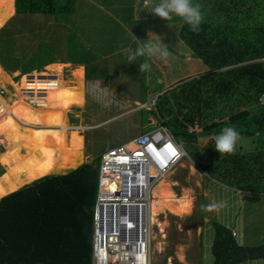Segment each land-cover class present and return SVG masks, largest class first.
I'll list each match as a JSON object with an SVG mask.
<instances>
[{
    "label": "trees",
    "instance_id": "obj_1",
    "mask_svg": "<svg viewBox=\"0 0 264 264\" xmlns=\"http://www.w3.org/2000/svg\"><path fill=\"white\" fill-rule=\"evenodd\" d=\"M252 1L194 2L202 5L200 30L192 31L184 23L179 36L193 55L208 66V71L169 88L157 97L156 108L163 120L161 124L171 130L178 142H186L185 147L190 149V143L199 137H213L210 155L214 160L205 165L194 160L208 179L242 194L245 201L259 202L264 197V0H256L255 7L251 6ZM0 3L3 14L9 12L3 17L6 23L15 12L70 14L75 6L74 0ZM4 20L0 17V27ZM49 64L35 72L32 71L37 69L6 75L0 83L5 91L4 96L0 95V146L5 144L0 163L8 166L0 173V264H93L92 211L96 208L100 168L85 162L84 147L85 131L97 127L75 124L71 119L60 121L53 114L59 102H74L83 93L84 67ZM152 104L153 100L144 107L151 108ZM26 106L46 107L51 115L43 122L27 120ZM143 112L147 116L148 111ZM217 116L219 121L204 123V117ZM196 124L201 127L199 132L191 130ZM20 127L46 129L62 137L55 138L58 152L54 155L58 161H71L68 157L73 147L72 168L50 175L53 140L47 137L48 132H31L30 143L32 137L37 138L31 143L35 150L27 151L25 139L20 154L13 147L9 130ZM225 127H235L240 137L257 138L254 150L247 154L219 153L215 137ZM15 141L20 142L19 135ZM213 225V264L264 259V244H240L230 227L218 220Z\"/></svg>",
    "mask_w": 264,
    "mask_h": 264
},
{
    "label": "rangeland",
    "instance_id": "obj_2",
    "mask_svg": "<svg viewBox=\"0 0 264 264\" xmlns=\"http://www.w3.org/2000/svg\"><path fill=\"white\" fill-rule=\"evenodd\" d=\"M74 1V13L15 12L7 23L3 17L9 12L3 14L0 10V17L4 20L0 27V83L6 75L23 74L37 69L32 71L35 72L50 65L49 63L60 62L77 67L84 64L83 93L79 98L74 96V102H59L53 114L56 113L60 121L70 122L71 119L75 124L84 123L86 126L97 127L85 131L84 147L85 162L97 165L101 155L112 146L129 144L146 132L160 129L163 120L157 112V97L184 79L198 78L200 74L208 71V66L189 53L186 45L182 43L179 35L183 25L180 22L184 21L180 17L173 16L170 22L161 17L136 20V12L144 7V0ZM251 6H256V0L251 2ZM251 16L256 18V11ZM150 32L162 39L171 51V56L166 60L152 58L149 61L151 70L141 73L138 66L148 58L138 57L133 63H129V53L125 50L135 51L138 45L150 39ZM153 39L158 37L153 35ZM4 94L5 91L0 87V95ZM151 100L152 107H144ZM145 109L148 111L147 116L143 112ZM25 110V119L34 122H43L51 115L46 112V107L26 106ZM70 112L75 114L70 115ZM229 113L228 111L224 117L226 120H229ZM203 120L210 124L219 121L220 117H204ZM200 128L196 124L191 130L199 132ZM9 130L13 147L20 154L23 152L22 144L25 139L27 151L35 150L31 148V143H35L37 138L32 137L34 140L30 143L31 132L49 133L50 136L47 137L53 140L52 154H49L50 175L60 174L74 165L73 147L72 155L68 157L71 161H58V156L54 155L58 152L55 138L62 137L53 132L32 128L24 130L22 127ZM18 135L20 142L15 141ZM44 139L45 137L42 140ZM212 139L210 136L199 137L196 142L190 143V149L185 147L186 142L179 141L187 154L184 152L182 161L176 163L170 172V182L178 195H182L183 189H188L193 197L194 208L183 219L168 217L170 226L165 231L164 249H156L155 241L153 264L212 263V246L216 237V227L213 225L215 220L223 224L229 223L228 227L241 243L244 242L243 235L240 234L242 231L246 245L264 244V197L259 203L245 201L242 194L208 179L206 173L194 162L196 160L205 165L214 160L210 155ZM256 145L257 138L240 137L235 151L230 154L250 153ZM131 147L135 148L136 145L132 144ZM3 150L5 144L0 146V152ZM45 151L49 153L46 149ZM7 168V165L0 163V173ZM221 201L226 203V207L219 211L202 210V205ZM181 246L186 248L184 261L180 260L177 252ZM242 264H264V259L249 260Z\"/></svg>",
    "mask_w": 264,
    "mask_h": 264
},
{
    "label": "built area",
    "instance_id": "obj_3",
    "mask_svg": "<svg viewBox=\"0 0 264 264\" xmlns=\"http://www.w3.org/2000/svg\"><path fill=\"white\" fill-rule=\"evenodd\" d=\"M131 142L101 155L93 264H153L154 188L185 151L165 125Z\"/></svg>",
    "mask_w": 264,
    "mask_h": 264
},
{
    "label": "clouds",
    "instance_id": "obj_4",
    "mask_svg": "<svg viewBox=\"0 0 264 264\" xmlns=\"http://www.w3.org/2000/svg\"><path fill=\"white\" fill-rule=\"evenodd\" d=\"M202 5L199 3L194 4L193 0H159L154 6L152 12L161 18L172 20L173 16L180 17L186 24L191 27L192 31H199L200 25L203 22ZM153 35L158 37L154 40ZM150 39L144 41L142 45H138L135 51L126 49L128 54V62L133 63L138 57H147L139 64V71L141 73H147L151 70V63L149 62L152 58L166 60L171 56V51L166 44L162 42V39L153 34L149 33ZM240 139V133L236 131L235 127H225L221 134L215 137V149L221 153H233L237 141ZM169 150L172 156H179L181 153L172 148L169 145ZM202 210L219 211L221 208L226 207V203L221 201L211 205H202Z\"/></svg>",
    "mask_w": 264,
    "mask_h": 264
},
{
    "label": "bare ground",
    "instance_id": "obj_5",
    "mask_svg": "<svg viewBox=\"0 0 264 264\" xmlns=\"http://www.w3.org/2000/svg\"><path fill=\"white\" fill-rule=\"evenodd\" d=\"M182 159L177 163L181 162ZM182 165L184 164L182 163ZM174 167L164 174L162 179L157 183V186L154 188V194L156 200H154L153 202V214H154L153 243H155V241L157 242L155 246L156 249L159 250L164 249L163 239L166 237L165 231L170 226L168 217L172 216L183 219L189 216L194 208L193 197L188 192V189H183L181 193L182 195H178L172 188L173 183L170 182L171 179L170 172L173 171ZM155 230H157V232H155ZM185 249L186 248H184V246H181L177 251L180 260L183 261L185 258L184 255Z\"/></svg>",
    "mask_w": 264,
    "mask_h": 264
},
{
    "label": "crops",
    "instance_id": "obj_6",
    "mask_svg": "<svg viewBox=\"0 0 264 264\" xmlns=\"http://www.w3.org/2000/svg\"><path fill=\"white\" fill-rule=\"evenodd\" d=\"M159 2V0L158 1H156V0H144V7L142 8V9H138L137 10V12H136V20L137 19H139V20H142V19H147V18H151V19H157V18H159V16L158 15H156L155 13H153L152 12V10H153V8H154V6L157 4ZM178 23V22H177ZM181 23V25H183L185 22H180ZM180 29H181V27H180ZM179 29V30H180ZM182 41V40H181ZM182 43L183 44H185L183 41H182ZM186 48L188 49V51H189V53H192L191 52V50L186 46ZM193 54V53H192ZM80 64H83V63H80ZM84 65V64H83ZM85 66V65H84ZM260 201H262V199L260 200ZM259 201V202H260ZM259 202H256V203H259ZM229 223H225V225L226 226H229L228 225ZM240 234H241V236L243 235V243H241V242H239L238 240V242L240 243V244H244V245H246V238L244 237V234L242 233V231L240 232ZM212 251H213V246H212ZM213 262L212 263H210V264H213L214 263V261H215V255H214V253H213ZM249 261V260H248ZM251 261H253V260H251ZM246 262V261H245ZM244 263V262H243ZM248 263V262H247ZM242 264V263H241Z\"/></svg>",
    "mask_w": 264,
    "mask_h": 264
},
{
    "label": "water",
    "instance_id": "obj_7",
    "mask_svg": "<svg viewBox=\"0 0 264 264\" xmlns=\"http://www.w3.org/2000/svg\"><path fill=\"white\" fill-rule=\"evenodd\" d=\"M97 167H99L98 165H96ZM20 190V189H19ZM92 212H94V211H92Z\"/></svg>",
    "mask_w": 264,
    "mask_h": 264
},
{
    "label": "snow or ice",
    "instance_id": "obj_8",
    "mask_svg": "<svg viewBox=\"0 0 264 264\" xmlns=\"http://www.w3.org/2000/svg\"><path fill=\"white\" fill-rule=\"evenodd\" d=\"M168 147H170V146H168Z\"/></svg>",
    "mask_w": 264,
    "mask_h": 264
}]
</instances>
